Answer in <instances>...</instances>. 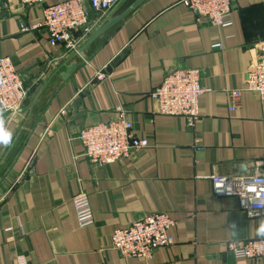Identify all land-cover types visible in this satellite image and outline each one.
Here are the masks:
<instances>
[{"label": "crops", "instance_id": "obj_1", "mask_svg": "<svg viewBox=\"0 0 264 264\" xmlns=\"http://www.w3.org/2000/svg\"><path fill=\"white\" fill-rule=\"evenodd\" d=\"M181 1L147 0L45 107L0 183L3 264L21 257L29 264H264V257L237 258L229 250L232 241L264 238V215L249 217L239 197L215 195L210 179L264 169V101L246 89L264 42V0H233V23L223 28L198 23ZM44 7L0 0V58L12 60L30 89L23 115L10 120L0 111V129L9 134L0 140V159L46 81L72 54L49 43ZM22 24L39 26L23 30ZM175 68L202 71L206 91L194 126L160 114L152 97ZM99 71L103 80L95 78ZM226 89L242 90L235 110ZM118 107L150 146L94 165L78 132L115 119ZM81 193L95 213L88 227L79 226L73 206ZM152 212L176 221L173 245L156 249L151 259L113 248L116 229Z\"/></svg>", "mask_w": 264, "mask_h": 264}, {"label": "built area", "instance_id": "obj_2", "mask_svg": "<svg viewBox=\"0 0 264 264\" xmlns=\"http://www.w3.org/2000/svg\"><path fill=\"white\" fill-rule=\"evenodd\" d=\"M28 6L43 5L45 18L42 26L48 32L52 46L62 45L67 53L77 51L124 0H65L47 4V0H20ZM200 24L223 28L233 23V0H182ZM39 25L21 28H37ZM103 80L105 73H96ZM246 89L264 101V42L256 48L252 64L246 75ZM206 91L202 84V71L198 68H175L166 74L161 85L152 92L163 115L185 117L194 126L200 118V97ZM30 89L9 57L0 58V111L12 120L23 115ZM230 109L239 107L242 90L226 89ZM119 115L108 122L82 128L78 132L83 155L94 165L103 166L126 159L133 153L149 148L146 138L138 137L133 124L122 107ZM67 108L60 111L65 115ZM213 192L217 196H237L249 217L264 215V169L238 176H210ZM76 218L80 227L95 223V213L90 197L81 193L73 199ZM176 221L166 212H152L143 219L131 221L118 228L112 235V246L125 257L151 259L156 249L174 244L171 229ZM229 250L237 258L264 257V238L232 241ZM0 264H3L0 260ZM15 264H29L21 257Z\"/></svg>", "mask_w": 264, "mask_h": 264}, {"label": "water", "instance_id": "obj_3", "mask_svg": "<svg viewBox=\"0 0 264 264\" xmlns=\"http://www.w3.org/2000/svg\"><path fill=\"white\" fill-rule=\"evenodd\" d=\"M146 1L124 0L118 9L101 24L79 49L54 70L33 105L28 109L6 152L0 159V183L17 160L45 107L65 81Z\"/></svg>", "mask_w": 264, "mask_h": 264}, {"label": "clouds", "instance_id": "obj_4", "mask_svg": "<svg viewBox=\"0 0 264 264\" xmlns=\"http://www.w3.org/2000/svg\"><path fill=\"white\" fill-rule=\"evenodd\" d=\"M0 135L6 136L7 139L9 138V134L6 133V132H4L2 129H0ZM7 139H6V140H7ZM6 140H5V141H6Z\"/></svg>", "mask_w": 264, "mask_h": 264}, {"label": "snow or ice", "instance_id": "obj_5", "mask_svg": "<svg viewBox=\"0 0 264 264\" xmlns=\"http://www.w3.org/2000/svg\"><path fill=\"white\" fill-rule=\"evenodd\" d=\"M6 139H7L6 136L0 135V140H6Z\"/></svg>", "mask_w": 264, "mask_h": 264}]
</instances>
